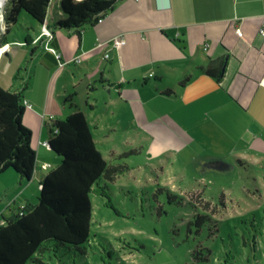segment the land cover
Instances as JSON below:
<instances>
[{
  "label": "crops",
  "instance_id": "obj_1",
  "mask_svg": "<svg viewBox=\"0 0 264 264\" xmlns=\"http://www.w3.org/2000/svg\"><path fill=\"white\" fill-rule=\"evenodd\" d=\"M21 30L31 48L25 75L15 74L5 58L23 43L8 34L3 44L11 48L0 58V86L22 93L23 122L32 130L37 164L30 181L13 178L1 185V227L10 209L38 200L43 177L55 168L45 145L55 134L54 121L65 119L73 106L85 114L92 134L115 128V99L127 90L135 98L148 90V98L171 103L162 111L164 119L191 134L203 133L212 165L221 166L232 153L264 167V0H118L102 22L80 34L53 32L49 46L62 65L46 49V38L34 43L41 25L27 19ZM118 37L125 44L115 49L111 42ZM21 50L25 60L28 50ZM220 59L221 78L207 76L204 70ZM73 94L72 106L65 104L63 97ZM103 104L108 122L97 114Z\"/></svg>",
  "mask_w": 264,
  "mask_h": 264
},
{
  "label": "rangeland",
  "instance_id": "obj_2",
  "mask_svg": "<svg viewBox=\"0 0 264 264\" xmlns=\"http://www.w3.org/2000/svg\"><path fill=\"white\" fill-rule=\"evenodd\" d=\"M19 24L26 21L20 18ZM20 28H12L10 36L21 40L22 46L13 45L18 53L5 58L13 62L15 74L25 75L31 48ZM21 49L28 50L25 60ZM130 91H124L122 98L114 94L116 127L93 129L97 149L108 165L121 166L124 172L113 180H100L90 194L89 243L82 246L83 253L64 248L56 253L45 243L42 260L47 264H264V167L252 166L232 153L221 166L212 165L213 151L203 133L191 134L173 119H164L162 111L171 103L148 98V90L137 98ZM74 104L85 109L84 101ZM106 109L103 104L97 111L101 122L110 120ZM54 158L52 167L59 161ZM13 178L21 176L12 169L1 173L0 187ZM197 214L212 219L201 226L190 224ZM197 252L208 260L196 259Z\"/></svg>",
  "mask_w": 264,
  "mask_h": 264
},
{
  "label": "trees",
  "instance_id": "obj_3",
  "mask_svg": "<svg viewBox=\"0 0 264 264\" xmlns=\"http://www.w3.org/2000/svg\"><path fill=\"white\" fill-rule=\"evenodd\" d=\"M118 0H6L3 5L5 32L20 29V18L47 25L53 32L60 30L80 34L86 26L96 25L116 5ZM25 13V14H24ZM52 20L49 22V15ZM52 53V52H50ZM53 54V53H52ZM54 55V54H53ZM57 65L61 61L54 55ZM224 60H216L204 70L209 77L220 79ZM188 80V78H187ZM166 94H173L167 91ZM73 95L63 97L72 106ZM65 119L54 121L55 134L48 149L58 157V165L45 175L40 184V195L35 203L10 209L3 215L0 227V264H47L40 254L46 250L75 249L83 253L89 243L93 219L92 190L100 180H113L124 172L121 166L108 165L97 149L89 122L80 110ZM25 106L22 93L11 92L0 86V174L10 169L28 182L33 178L37 154L32 147V130L24 122ZM169 196L172 202L173 196ZM194 208L197 206L194 204ZM208 208L207 206H205ZM212 218L196 215L198 226ZM196 259L208 260L207 257Z\"/></svg>",
  "mask_w": 264,
  "mask_h": 264
},
{
  "label": "built area",
  "instance_id": "obj_4",
  "mask_svg": "<svg viewBox=\"0 0 264 264\" xmlns=\"http://www.w3.org/2000/svg\"><path fill=\"white\" fill-rule=\"evenodd\" d=\"M0 12L3 13V19L2 21H0V58H1V56H3L5 53H8L10 51L11 44H3L1 41L2 35L5 32V17H4L5 15H4L3 6L0 9ZM102 20H103V17L99 18L97 23L102 22ZM237 33L239 36H243V33L240 30H238ZM262 35L264 36V31H262ZM53 37H54L53 31L47 25H45L42 27V33L40 34L39 37L35 39L34 43L41 42L43 38H46L48 41L46 44V49L49 52H52L58 59H60L61 55L56 51V49L54 47L49 46V42L53 39ZM124 44H125V40L123 37L115 38L111 42L112 47L115 49L121 48ZM106 56L108 57V55ZM60 64L62 65V63ZM25 105L29 106L27 102H25ZM45 145L48 146V142H45Z\"/></svg>",
  "mask_w": 264,
  "mask_h": 264
},
{
  "label": "clouds",
  "instance_id": "obj_5",
  "mask_svg": "<svg viewBox=\"0 0 264 264\" xmlns=\"http://www.w3.org/2000/svg\"><path fill=\"white\" fill-rule=\"evenodd\" d=\"M0 3H2V0H0ZM2 19H3V13L0 12V21H2Z\"/></svg>",
  "mask_w": 264,
  "mask_h": 264
},
{
  "label": "bare ground",
  "instance_id": "obj_6",
  "mask_svg": "<svg viewBox=\"0 0 264 264\" xmlns=\"http://www.w3.org/2000/svg\"><path fill=\"white\" fill-rule=\"evenodd\" d=\"M6 0H2V3H0V9L2 8V6L4 5Z\"/></svg>",
  "mask_w": 264,
  "mask_h": 264
},
{
  "label": "water",
  "instance_id": "obj_7",
  "mask_svg": "<svg viewBox=\"0 0 264 264\" xmlns=\"http://www.w3.org/2000/svg\"><path fill=\"white\" fill-rule=\"evenodd\" d=\"M6 2V1H5Z\"/></svg>",
  "mask_w": 264,
  "mask_h": 264
}]
</instances>
